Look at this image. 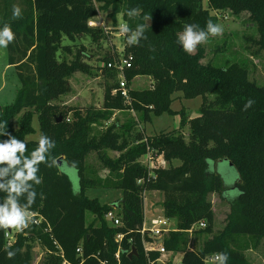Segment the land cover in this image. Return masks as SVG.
<instances>
[{
    "label": "trees",
    "instance_id": "trees-1",
    "mask_svg": "<svg viewBox=\"0 0 264 264\" xmlns=\"http://www.w3.org/2000/svg\"><path fill=\"white\" fill-rule=\"evenodd\" d=\"M99 1L104 2L100 6L104 10L111 8L115 24L121 14L133 30L138 24L150 27L145 31L147 39L138 45L129 46L125 36L123 55L132 57V66L124 72L129 100L120 90L114 93L120 87L118 80L106 86L100 108L82 110L57 101L71 92L72 73L84 68L83 52L78 50L72 61L61 55L72 52L71 43L80 37L91 36L94 41L107 37L103 28L90 25L100 10L96 0H0V28L8 23L15 33L7 47L8 62L21 83L15 101L0 109V123L7 122L0 133L7 130L23 140L25 155H30L38 140L27 136L35 132L33 120L38 115L41 134L56 144L48 164L39 166L42 183L34 186L37 197L30 209L35 223L22 233L0 230V264H33V241L37 240L47 249L40 264L64 260L69 264H166L159 261V251H146L144 246L145 192L149 190L163 193V213L176 220L178 230L169 233L163 244L168 251L183 253L182 264H207V255L221 252L228 254L227 264H252L246 251L257 249L264 240V85L252 80L249 69L238 62L224 66L202 62V45L194 54L186 53L177 34L185 24L205 28L209 19L219 24L220 12H247L257 30L254 42L264 57V0H207V7L204 0ZM13 5L20 6L22 18L12 19ZM133 8L140 10L139 15L129 18L126 13ZM66 38L71 43L64 44ZM116 57H104L105 69L115 70L107 63ZM138 76L152 77L154 86L133 88L131 83ZM180 91L185 97L203 96L199 115L189 119L182 112L180 129L148 136L143 131L133 133L135 121L121 126L114 121L99 132L93 128L109 122L116 110L133 109L143 121L172 112L174 93ZM249 99L255 103L244 110ZM186 125L187 137L181 131ZM8 138L0 135V141ZM150 149L164 153L165 166L150 168L141 163ZM92 150L97 151L101 168L109 171L107 176L87 166ZM107 150L119 155L113 158ZM211 162L230 165L236 172L234 183L227 186L221 174L211 169ZM65 164L76 170L78 190L69 174L60 171ZM89 188L122 190L115 204L121 224L109 222L106 214L114 205L86 195ZM212 193L220 194L231 207L226 225L217 232ZM4 195L0 193V203ZM203 221L206 226L197 231L209 237L200 248H188V230ZM5 249L15 251V257L8 259Z\"/></svg>",
    "mask_w": 264,
    "mask_h": 264
},
{
    "label": "rangeland",
    "instance_id": "rangeland-1",
    "mask_svg": "<svg viewBox=\"0 0 264 264\" xmlns=\"http://www.w3.org/2000/svg\"><path fill=\"white\" fill-rule=\"evenodd\" d=\"M96 4L100 7L104 2L96 0ZM204 5L208 6L207 0H204ZM211 12L217 13L214 10H211ZM219 18V24L223 27V34L216 37L210 36L206 43L201 44L205 48L202 62L219 66L238 62L249 69V76L252 80L264 85L263 52L254 42V39L257 38V30L249 19V13L234 14L230 11H225L220 12ZM116 22L115 24V20L111 15V8L104 10L100 7L98 14L92 18L90 25L103 28L107 33L106 38L94 41L91 36H84L78 38L74 43H71L68 38L64 39V44H72L73 51L70 53L62 52L61 57L72 61L78 50H82L85 66L83 69H78L72 73L70 77L72 90L68 94L61 96L57 103L82 110L89 107L100 108L103 105L106 86L121 78L118 69L109 71V69H105L104 62V57L107 55H119V57L123 55L125 36H121L119 32V25L124 24L121 14L119 18L117 17ZM2 58L3 55L0 54V106L14 102L21 87L16 68H10L5 71V62ZM131 86L139 89L151 88L154 86V80L149 76H138L132 81ZM213 98L214 96H209L210 100ZM202 103L203 96L185 97L183 92L180 91L174 93V100L171 103L172 112H164L160 115L153 114L151 120L143 121L140 113L133 109L116 110L109 122L94 124L93 128L96 132H99L105 130L114 121L120 126L130 123V121H135L137 125L133 133L138 130L143 131L148 136H154L164 131L180 129L182 112H185L189 119L196 117L199 115ZM68 117L72 120V113H69ZM14 125L17 127V120H14ZM33 126L35 132L28 135L27 139L39 140L41 130L38 115L34 116ZM181 131L187 137L189 125L181 128ZM107 153L113 158L119 155V152L114 150H107ZM142 160H145L144 156ZM86 164L90 168H99V174L102 177L107 176L109 173L107 169L101 168V161L96 150H92L89 153ZM211 169L217 170L221 174L227 186L234 183L236 172L230 165L226 163H217L216 165L211 162ZM65 172L69 174L74 187L78 190L79 178L76 170L68 166ZM86 195L91 198H99L102 204L113 206L121 200L123 192L117 188H89L86 191ZM163 198L164 195L161 191L149 190L145 192V215L148 223L153 216L163 214ZM210 199L215 213L214 231L217 232L226 225L227 215L231 211V207L229 202L218 193H212ZM89 216L90 213H88ZM199 228L197 225L192 233L188 232V246L191 248H200L208 236L198 232ZM33 251V264H40L47 254V249L37 240L33 241ZM246 255L253 264H264V240L257 249L246 251ZM181 259V251H169L164 255V261L168 264H182Z\"/></svg>",
    "mask_w": 264,
    "mask_h": 264
},
{
    "label": "clouds",
    "instance_id": "clouds-1",
    "mask_svg": "<svg viewBox=\"0 0 264 264\" xmlns=\"http://www.w3.org/2000/svg\"><path fill=\"white\" fill-rule=\"evenodd\" d=\"M139 12L138 8H133L126 14L129 18H135ZM20 18H22L20 6L13 5L12 19ZM144 19L150 21L151 16H145ZM148 27L150 24H138L133 30L125 23L119 25V32L121 36L127 37L126 42L129 46L138 45L141 39H147L145 31ZM222 34V25L209 19L205 28H201L199 24H185L183 31L177 34V42L186 53L191 55L196 52L198 45L206 43L210 36L216 37ZM14 39L15 33L10 24L5 23L3 28H0V48H7ZM254 103V100L249 99L245 103L244 110ZM5 128H7V122L0 123V129ZM0 135L9 137L7 140L0 141V193L5 194L2 198L3 203H0V230L12 229L22 233L35 223L30 209L37 197L34 186L42 183V178L38 176L39 166L42 163L48 164V156L56 144L50 137L41 134L37 147L30 155H25L27 145L23 140L11 135L7 130ZM67 167L68 165H65L60 171H66ZM72 167L75 168V162L72 163ZM41 198H43L42 195ZM22 200L25 202L22 203ZM5 251L8 259L16 255L15 251L8 249ZM228 258L227 253L221 252L216 253L213 260L219 261V264H227Z\"/></svg>",
    "mask_w": 264,
    "mask_h": 264
},
{
    "label": "built area",
    "instance_id": "built-area-1",
    "mask_svg": "<svg viewBox=\"0 0 264 264\" xmlns=\"http://www.w3.org/2000/svg\"><path fill=\"white\" fill-rule=\"evenodd\" d=\"M107 66L109 68L118 69L120 71V87L118 89L114 90V93H117L118 90H120L121 94L126 98V100H129V90L127 87V80L125 77V70L127 68H130L132 66V57L131 56H125L122 55L121 57L115 58L113 61H109L107 63ZM69 120V118H68ZM145 157V160H142V157ZM140 158V161L142 164L150 167L155 168L159 166H165L166 165V159L164 157V153H157L155 150L150 149L145 155H143ZM33 216H35V213L32 212ZM106 218L111 221L113 224L119 225L122 223L121 218L118 216L116 207L114 206L113 209H111L107 214ZM175 222V224H173ZM198 227L203 228L206 226V223L200 222L197 224ZM197 225L193 226L191 229L188 230V232L192 233L193 230L197 227ZM177 225L176 220L172 218H168L164 215H157L153 216L148 223L146 220V215L144 219L143 224V237H144V246L146 251L151 250H157L161 253V256L159 258V261L162 259V255H165L167 250L165 249V246L163 244L164 238L171 233L172 231H176ZM122 235H119V238H121ZM162 240V242H160ZM78 252H82L81 248L79 247ZM216 254V253H215ZM215 254H209L206 256V263L207 264H218L219 261H214V255ZM165 263V261H164ZM62 264H69L66 260L63 261Z\"/></svg>",
    "mask_w": 264,
    "mask_h": 264
},
{
    "label": "crops",
    "instance_id": "crops-1",
    "mask_svg": "<svg viewBox=\"0 0 264 264\" xmlns=\"http://www.w3.org/2000/svg\"><path fill=\"white\" fill-rule=\"evenodd\" d=\"M120 15V14H119ZM119 15H118V18H119ZM91 23V22H90ZM2 51V52H1ZM0 54H2L3 55V58H2V60H4V62H5V66H4V69H5V71L6 70H8V69H10V68H14V65H11V64H9V62H8V49L7 48H0ZM5 105H1L0 107L2 108V107H4ZM164 199V198H163ZM145 213H146V209H145ZM169 235V234H168ZM167 235V236H168ZM188 248H190V249H194V248H191V247H189L188 246ZM167 252H169L168 250H167ZM166 252V253H167ZM165 253V254H166ZM163 257H162V259L160 260V262L161 263H164V255H162ZM182 256H183V253H182ZM251 261V260H250ZM252 262V261H251ZM166 264H168L167 262H165ZM252 264H253V262H252Z\"/></svg>",
    "mask_w": 264,
    "mask_h": 264
},
{
    "label": "water",
    "instance_id": "water-1",
    "mask_svg": "<svg viewBox=\"0 0 264 264\" xmlns=\"http://www.w3.org/2000/svg\"><path fill=\"white\" fill-rule=\"evenodd\" d=\"M1 112H2V111L0 110V115H1ZM59 121H62V116H61V115L59 116ZM59 163H60V161H59ZM114 206H115V205H114ZM160 242H162V240H161Z\"/></svg>",
    "mask_w": 264,
    "mask_h": 264
}]
</instances>
